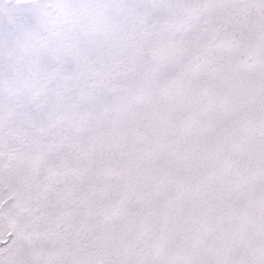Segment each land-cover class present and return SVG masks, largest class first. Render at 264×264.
<instances>
[{"label": "snow or ice", "instance_id": "obj_1", "mask_svg": "<svg viewBox=\"0 0 264 264\" xmlns=\"http://www.w3.org/2000/svg\"><path fill=\"white\" fill-rule=\"evenodd\" d=\"M0 264H264V0H0Z\"/></svg>", "mask_w": 264, "mask_h": 264}]
</instances>
